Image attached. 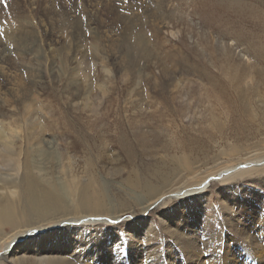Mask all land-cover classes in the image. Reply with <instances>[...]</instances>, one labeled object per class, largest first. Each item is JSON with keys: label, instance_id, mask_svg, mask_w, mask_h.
<instances>
[{"label": "rangeland", "instance_id": "rangeland-1", "mask_svg": "<svg viewBox=\"0 0 264 264\" xmlns=\"http://www.w3.org/2000/svg\"><path fill=\"white\" fill-rule=\"evenodd\" d=\"M0 126L58 178L64 157L84 178L92 163L126 216L135 172L175 185L170 201L207 182L199 204L217 233L240 206L264 213V172L241 170H264V0H0ZM157 206L137 245L180 252ZM6 248L0 264H14Z\"/></svg>", "mask_w": 264, "mask_h": 264}, {"label": "bare ground", "instance_id": "bare-ground-1", "mask_svg": "<svg viewBox=\"0 0 264 264\" xmlns=\"http://www.w3.org/2000/svg\"><path fill=\"white\" fill-rule=\"evenodd\" d=\"M8 134L0 126V244L7 243L5 261L14 264H264V213L255 214L250 207L240 206L237 210L240 217L231 213L226 230L217 233L199 204L208 190L207 182L194 188L189 186L182 194L184 198L170 201L166 198L180 191L175 185L165 181L163 188H151L148 178L135 172L124 180L132 194L137 195L127 196L128 202L124 205L132 216H126V210L113 211L119 205L114 207L115 202L100 193L101 189L96 190L99 179L91 170L92 163L88 164L84 178L74 169L77 162L64 157L57 164L61 166L58 178L46 168L44 158L40 157L41 162H37L38 159L16 152L15 138ZM125 146L131 157L132 148ZM261 160L242 166L243 174L263 173ZM187 170L182 172L193 175V169ZM254 195L260 202L261 197ZM160 201L162 207L156 205ZM155 206L161 211L164 223H177L176 228H167V231L173 234V244L179 246L180 252H172L174 249L169 254L148 252L145 243L137 245L142 231L146 233L151 224L147 215ZM136 207L141 213L139 217L135 216ZM201 211L204 214L199 218ZM125 217L132 219L125 224L129 226L126 232L120 233L114 224ZM10 232L13 233L8 235ZM199 243L207 248L204 252Z\"/></svg>", "mask_w": 264, "mask_h": 264}, {"label": "snow or ice", "instance_id": "snow-or-ice-1", "mask_svg": "<svg viewBox=\"0 0 264 264\" xmlns=\"http://www.w3.org/2000/svg\"><path fill=\"white\" fill-rule=\"evenodd\" d=\"M4 2H5V6H6V0H4Z\"/></svg>", "mask_w": 264, "mask_h": 264}]
</instances>
